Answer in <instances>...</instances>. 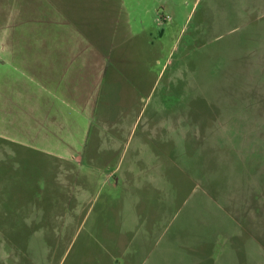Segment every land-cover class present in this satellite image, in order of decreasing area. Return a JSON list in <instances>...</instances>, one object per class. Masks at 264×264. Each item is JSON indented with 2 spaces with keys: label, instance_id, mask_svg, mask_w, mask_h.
<instances>
[{
  "label": "rangeland",
  "instance_id": "obj_1",
  "mask_svg": "<svg viewBox=\"0 0 264 264\" xmlns=\"http://www.w3.org/2000/svg\"><path fill=\"white\" fill-rule=\"evenodd\" d=\"M0 264H264V0H0Z\"/></svg>",
  "mask_w": 264,
  "mask_h": 264
},
{
  "label": "crops",
  "instance_id": "obj_2",
  "mask_svg": "<svg viewBox=\"0 0 264 264\" xmlns=\"http://www.w3.org/2000/svg\"><path fill=\"white\" fill-rule=\"evenodd\" d=\"M104 65V63L99 64L96 73L92 75L95 81H98V87L103 82ZM67 72L68 74L71 72V67ZM38 79L37 84L40 88L38 87V91H29L28 109L38 130H42L51 140L68 145L76 142L77 134L79 138L84 139V135L79 134L84 131L87 124L83 120L88 122L94 120L101 91H68V89L64 91L59 89V82L55 79L43 80L41 77ZM65 129L68 130L65 132ZM68 149L77 159L79 152L73 150L71 146Z\"/></svg>",
  "mask_w": 264,
  "mask_h": 264
}]
</instances>
